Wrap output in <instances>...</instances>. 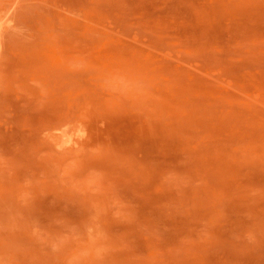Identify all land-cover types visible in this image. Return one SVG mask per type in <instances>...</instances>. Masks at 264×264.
<instances>
[{"label": "rangeland", "instance_id": "rangeland-1", "mask_svg": "<svg viewBox=\"0 0 264 264\" xmlns=\"http://www.w3.org/2000/svg\"><path fill=\"white\" fill-rule=\"evenodd\" d=\"M0 264H264V0H0Z\"/></svg>", "mask_w": 264, "mask_h": 264}]
</instances>
